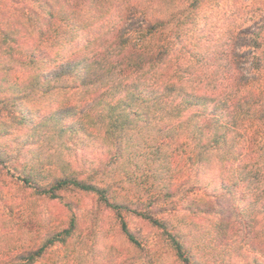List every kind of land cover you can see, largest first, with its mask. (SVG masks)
I'll return each instance as SVG.
<instances>
[{
	"label": "trees",
	"instance_id": "1",
	"mask_svg": "<svg viewBox=\"0 0 264 264\" xmlns=\"http://www.w3.org/2000/svg\"><path fill=\"white\" fill-rule=\"evenodd\" d=\"M230 2L0 0V164L94 200L87 227L7 202L0 264H264V0L208 22Z\"/></svg>",
	"mask_w": 264,
	"mask_h": 264
},
{
	"label": "rangeland",
	"instance_id": "2",
	"mask_svg": "<svg viewBox=\"0 0 264 264\" xmlns=\"http://www.w3.org/2000/svg\"><path fill=\"white\" fill-rule=\"evenodd\" d=\"M253 1L254 0H231L230 3H219V7L215 9L210 8L206 11V14L210 17L208 22H216L218 27H222V25L227 27L229 25L238 26L240 23L242 24L244 22L245 24H250L252 23V18L258 14L255 12L256 8L253 6ZM231 3L233 5H231ZM238 6H242V8H238ZM205 22L204 19L200 20L202 25ZM100 155V153L91 154L92 157H100ZM67 198H72L78 203L76 206V213L82 225H85V227L89 226L91 224V210L94 209V200L91 196L69 191L65 193V198L62 200L35 198L28 191L21 190L20 181L0 164V223L2 217L7 214V211H5L7 202L14 205L13 216L18 224H25L35 228L38 224V216L40 214L43 216H45V214H53L55 218L52 223H58L59 219L68 218L70 216L69 209L65 205ZM98 221L101 225L100 227H104L107 231H110V229L116 227L118 224V219L114 213L109 211L102 213ZM130 222L134 228L140 229L142 226L136 217H131ZM84 230L86 232L87 228ZM110 239H113V235H110ZM57 255L63 256L64 253L58 249Z\"/></svg>",
	"mask_w": 264,
	"mask_h": 264
}]
</instances>
